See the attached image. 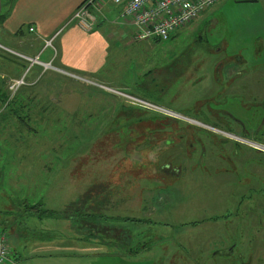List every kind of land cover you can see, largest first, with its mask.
<instances>
[{
    "label": "rangeland",
    "instance_id": "rangeland-1",
    "mask_svg": "<svg viewBox=\"0 0 264 264\" xmlns=\"http://www.w3.org/2000/svg\"><path fill=\"white\" fill-rule=\"evenodd\" d=\"M95 2L103 14L94 10L97 24L117 13L112 0ZM107 25L110 55L94 78L53 66L41 74L37 64L27 74L32 45L4 44L24 53L22 63L0 49V88L17 98L10 115L0 103V234L8 257L21 264L230 262L215 252L235 242L238 201L234 177L210 154L224 137L206 116L210 108L250 126V102L225 77L235 57L264 70V0H220L166 41ZM215 68H225L218 82ZM14 71L26 75L10 89L22 78ZM229 157L230 165L240 156ZM43 209L60 218H41ZM19 235L25 238L14 246L9 237ZM34 253L45 257L25 262Z\"/></svg>",
    "mask_w": 264,
    "mask_h": 264
},
{
    "label": "flooded vegetation",
    "instance_id": "flooded-vegetation-1",
    "mask_svg": "<svg viewBox=\"0 0 264 264\" xmlns=\"http://www.w3.org/2000/svg\"><path fill=\"white\" fill-rule=\"evenodd\" d=\"M232 63L235 67L233 74L225 77V68L222 71L215 68V80L218 82L223 78L218 79L220 74L225 77V84L230 79L232 82L229 86L237 83L241 96L239 99L242 102L245 100L250 102L251 115L248 120L249 127L245 120L231 114L219 117L210 108L206 116L219 124L217 126L210 121L214 125H209L216 129L211 127L209 129L219 130L224 137L221 140L224 146L219 148L217 157L213 151H210V154L212 159L223 160L224 168L221 167L220 172L232 176V179L234 177L232 190L238 201L237 211L231 216L236 222L235 242L215 252L221 258H230L228 259L230 262L214 264H264V70L260 66H243L244 62L239 57H235ZM226 144L229 145L225 146ZM229 152L240 156L235 157V163L230 165ZM208 158L210 162L211 157Z\"/></svg>",
    "mask_w": 264,
    "mask_h": 264
},
{
    "label": "crops",
    "instance_id": "crops-1",
    "mask_svg": "<svg viewBox=\"0 0 264 264\" xmlns=\"http://www.w3.org/2000/svg\"><path fill=\"white\" fill-rule=\"evenodd\" d=\"M86 1L0 0V15H3L0 20V49L14 55L15 57L9 56L12 59L21 60L19 56H24V53L14 51L5 45L10 42H26L28 45L33 46L30 49L31 51L25 54L26 58L38 56L41 63H51L55 70L73 72L85 78L96 77L107 64L110 55V44L114 38L112 32L108 31L107 27L109 26L107 23L112 24L124 4L116 7L115 12L117 13L115 15L112 16V13L107 14L105 20L101 18L96 27L91 32L86 33L74 25L73 22H70L73 13ZM113 17H115L113 20L107 21V19ZM29 28H33V32H29ZM131 28L129 27V29ZM54 36L55 38H53ZM51 39L52 46L45 47V41ZM17 56L18 58H16ZM0 60L5 62L2 55H0ZM9 63H11L10 60ZM37 68L42 69L41 74L46 71L41 65H38ZM0 69H2V66ZM33 69L34 65L25 70L29 74ZM11 74L17 75L16 78L26 75L23 71H14ZM42 225L41 223L40 227ZM24 227L20 233L28 229L27 226L24 225ZM30 227L35 228V226ZM42 230L45 231L44 229ZM9 238L14 246H17L23 242L25 237L19 235L16 238L12 236ZM52 239L54 238L43 240H47L46 242L50 244ZM79 239L83 240L82 238ZM34 240L36 239H31V241ZM34 245L36 247L40 246L38 243ZM44 257L45 255L41 256L34 253L27 255L24 260L32 263ZM12 260L21 264V258H13Z\"/></svg>",
    "mask_w": 264,
    "mask_h": 264
},
{
    "label": "built area",
    "instance_id": "built-area-1",
    "mask_svg": "<svg viewBox=\"0 0 264 264\" xmlns=\"http://www.w3.org/2000/svg\"><path fill=\"white\" fill-rule=\"evenodd\" d=\"M218 1L220 0H112V4L116 7L124 4L112 23L132 27L137 39L166 41ZM96 5L95 0H87L73 13L70 22H73L83 32H91L97 25L96 14L103 17L101 7H96ZM28 31L33 32V28H29ZM52 39L45 41V47H51ZM25 59L31 65H41L44 69L52 67L51 63H41L38 56L25 57ZM23 78L24 76L15 81L10 89H16L24 84ZM0 264H18L17 261L8 257L7 242L1 234Z\"/></svg>",
    "mask_w": 264,
    "mask_h": 264
},
{
    "label": "trees",
    "instance_id": "trees-1",
    "mask_svg": "<svg viewBox=\"0 0 264 264\" xmlns=\"http://www.w3.org/2000/svg\"><path fill=\"white\" fill-rule=\"evenodd\" d=\"M86 2H84L82 5H84ZM82 5H80V6H82ZM2 17H3V15H0V20L2 19ZM17 61L20 62L21 60H17ZM20 63H22V62H20ZM24 67L27 68L24 65L21 68L25 69ZM0 82H1V80H0ZM8 98L9 97L7 96V94L5 93V91L0 88V103H2V104L5 105L4 111H7L5 113H7V114L10 115L11 114V109H9V108H11V104L12 103L15 104L17 102V98H13L12 100H9ZM6 108H8V110ZM0 118H3L4 119L3 111L0 113ZM38 206H40V205H38ZM37 215H39L41 218H54V219H59L60 218L59 215H58V213H57V211H55V210H48V209L40 210V212Z\"/></svg>",
    "mask_w": 264,
    "mask_h": 264
},
{
    "label": "water",
    "instance_id": "water-1",
    "mask_svg": "<svg viewBox=\"0 0 264 264\" xmlns=\"http://www.w3.org/2000/svg\"><path fill=\"white\" fill-rule=\"evenodd\" d=\"M54 69V68H53ZM57 71H59V70H57ZM196 123V122H195Z\"/></svg>",
    "mask_w": 264,
    "mask_h": 264
}]
</instances>
